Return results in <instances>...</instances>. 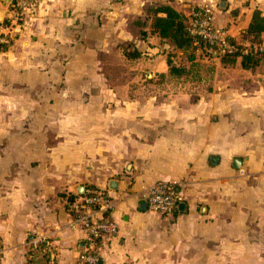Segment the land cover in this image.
<instances>
[{
    "label": "crops",
    "instance_id": "crops-1",
    "mask_svg": "<svg viewBox=\"0 0 264 264\" xmlns=\"http://www.w3.org/2000/svg\"><path fill=\"white\" fill-rule=\"evenodd\" d=\"M161 5L210 10L238 46L264 17V0H43L0 50V264H77L88 189L117 230L98 264H264V65L143 38ZM159 182L183 193L172 214L142 199Z\"/></svg>",
    "mask_w": 264,
    "mask_h": 264
},
{
    "label": "built area",
    "instance_id": "built-area-1",
    "mask_svg": "<svg viewBox=\"0 0 264 264\" xmlns=\"http://www.w3.org/2000/svg\"><path fill=\"white\" fill-rule=\"evenodd\" d=\"M43 0H11L6 21L0 22V45L7 46L16 36V29L36 13ZM189 30L194 38L203 39L212 52L224 55L238 52L235 45L230 44L224 32L214 26L210 10L194 12ZM242 55L262 54L264 44L247 41L241 45ZM145 204L160 215L172 214L184 202V196L178 186L167 183H156L143 193ZM70 208L75 211V224L86 234V242L81 250L77 264H98V241L104 235L116 233L115 223L109 219L107 212L113 206L104 190L88 189L80 202L73 203ZM50 248H48L49 251Z\"/></svg>",
    "mask_w": 264,
    "mask_h": 264
},
{
    "label": "trees",
    "instance_id": "trees-1",
    "mask_svg": "<svg viewBox=\"0 0 264 264\" xmlns=\"http://www.w3.org/2000/svg\"><path fill=\"white\" fill-rule=\"evenodd\" d=\"M3 0H0L2 2ZM195 11V12H199ZM153 17L148 20V22L141 23L139 22L137 25L140 27H148L149 32L144 33L142 35L143 38H147L148 34L153 37H157L163 42H167L172 45V47L177 51H182L186 53L188 56L189 61H195L197 55L195 54L196 51L202 49V54H205V44L201 39L194 38L188 28H187V19L176 12L169 6L161 5L158 8L151 10ZM192 18V17H191ZM189 18V20L191 19ZM264 31V17L260 12H256L253 16L252 23L248 29V31L244 35V39L250 42H255L261 44L259 40L260 35ZM200 43L199 48L194 46L195 42ZM227 41L235 45L238 49V52H234L232 54H224L220 55V59L223 65L225 66H232L236 63L237 59L242 60V66L245 69H252L253 67L257 66L258 64L264 65V56L262 54H249L247 56L242 55L240 50L241 46L236 45L234 41L227 39ZM197 45V44H196ZM6 46L0 45V50L5 49ZM125 56L127 58H135L138 56L137 52L128 51L125 52ZM215 53L209 56L210 59H213ZM170 67V74L171 75H178L182 74L184 71L182 68L176 67L172 64L171 60L168 61ZM43 247V246H42ZM40 246L39 248L42 249ZM43 250V249H42ZM45 258L48 257V254H44Z\"/></svg>",
    "mask_w": 264,
    "mask_h": 264
},
{
    "label": "rangeland",
    "instance_id": "rangeland-1",
    "mask_svg": "<svg viewBox=\"0 0 264 264\" xmlns=\"http://www.w3.org/2000/svg\"><path fill=\"white\" fill-rule=\"evenodd\" d=\"M193 14H195V13L193 12ZM193 14L191 15V17H193ZM191 17H190V18H191ZM192 21H193V19L191 18L190 20H188V21L186 22V23H187V28H188V30H190V28H191V23H192ZM221 31H222V30H221ZM222 32H223V31H222ZM201 40H202L203 43L206 45V46H205V49H204V50H205V54H204V56L201 55L202 52H203L202 49L196 51L195 54H198L197 57H198V58L201 57L200 59H202V58L205 59V60L210 59L209 56L212 55L213 52H212V50H210V46L207 45V44L204 42L203 39H201ZM196 44H197V45H196ZM194 46H197L196 48H199L200 43H197V41H196L195 44H194ZM214 53H215V52H214ZM216 53H217V52H216ZM216 53H215V54H216ZM199 56H200V57H199ZM187 59H188V56H187Z\"/></svg>",
    "mask_w": 264,
    "mask_h": 264
},
{
    "label": "water",
    "instance_id": "water-1",
    "mask_svg": "<svg viewBox=\"0 0 264 264\" xmlns=\"http://www.w3.org/2000/svg\"><path fill=\"white\" fill-rule=\"evenodd\" d=\"M223 5V4H222ZM221 5V6H222ZM240 164H241V161L239 160H235L234 161V167L235 168H239L240 167ZM84 191H85V188H82L81 191L79 192L80 195H83L84 194Z\"/></svg>",
    "mask_w": 264,
    "mask_h": 264
}]
</instances>
